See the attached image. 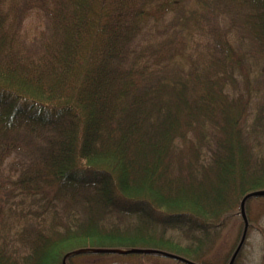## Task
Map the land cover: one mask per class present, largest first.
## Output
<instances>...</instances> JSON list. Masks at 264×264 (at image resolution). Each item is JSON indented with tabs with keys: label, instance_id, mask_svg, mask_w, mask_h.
Listing matches in <instances>:
<instances>
[{
	"label": "trees",
	"instance_id": "16d2710c",
	"mask_svg": "<svg viewBox=\"0 0 264 264\" xmlns=\"http://www.w3.org/2000/svg\"><path fill=\"white\" fill-rule=\"evenodd\" d=\"M4 1L0 264H62L68 252L100 247L150 251L90 250L66 263L82 254L186 264L155 252L162 250L210 264L205 255L223 229L238 221L242 233L240 202L249 193L247 232L257 224L264 105L250 116L249 98L232 92L246 52L226 29L200 25L208 17L187 7L190 0H35L44 25L27 42L19 35L23 8L5 10ZM224 1L264 53V0ZM168 12L189 30L182 28L185 53L173 70L162 67L179 53L164 48L173 39L143 38L150 19ZM15 193L32 205L17 209ZM115 213L132 220L122 226Z\"/></svg>",
	"mask_w": 264,
	"mask_h": 264
},
{
	"label": "rangeland",
	"instance_id": "374dc122",
	"mask_svg": "<svg viewBox=\"0 0 264 264\" xmlns=\"http://www.w3.org/2000/svg\"><path fill=\"white\" fill-rule=\"evenodd\" d=\"M26 1V7L21 4ZM32 1L35 0H5L4 9L7 10L12 6L18 8H23L24 15L22 17L21 26L19 28V35L25 41L29 42L39 34L41 28L44 25L43 9L39 7H34ZM196 8L199 6L200 12H203L208 20H200V25L206 28L211 21H214L219 25L222 30L226 29L227 36L229 39L236 44H243V48L240 51H245V63L242 73L238 78V82L235 87L232 88V92L235 94L242 95L245 98H249V115L252 116L253 113L258 109V107L264 105V53L256 45H252L248 38V32L243 28L241 13L237 12L235 9L226 6L224 0H190L187 7ZM174 12H168L164 20H158L151 18L147 24V33H144L143 38L147 36L154 37L152 41H165L169 37L173 39L169 45H165V49L170 46L171 52L178 51L179 53L175 56V60L170 62V60L162 62L163 68L175 69L182 63L181 53H185V47L182 48L181 44L187 38L185 35V22L183 20L173 19ZM9 18L13 19V14H9ZM185 26V30L182 28ZM193 24H190L192 27ZM192 34L194 38L203 40L201 36L192 29ZM225 32V31H224ZM156 42V44H159ZM143 44H147V39H143ZM12 157V156H11ZM11 159V158H10ZM10 160L5 165V169H9L12 164ZM23 196L15 193L11 200L17 205V209L26 207L31 204L30 199L23 198ZM23 201H25L23 203ZM251 212L258 219L257 224L252 226L246 233L245 240L240 248V257L238 264H263L264 255V205L260 203H253L251 206ZM113 220H116L122 226L127 224L132 220V217L126 216L124 214L115 213ZM11 222V221H10ZM9 222V223H10ZM7 223V222H6ZM240 223L238 221L230 224L225 230L218 241H216L215 247H213L207 255H205L206 262L210 264H228L230 258L233 254V250L238 244L241 233L239 229ZM241 226V225H240ZM242 227V226H241ZM165 237H169L172 240H179L180 237L175 234V232L168 231L164 233ZM239 251V250H238ZM97 256H85L79 254L74 256L70 260V264H172L170 260H164L160 258L153 257L155 260L147 259V262L143 263L139 258L134 257H110L96 258ZM152 260V261H151Z\"/></svg>",
	"mask_w": 264,
	"mask_h": 264
},
{
	"label": "water",
	"instance_id": "95a60500",
	"mask_svg": "<svg viewBox=\"0 0 264 264\" xmlns=\"http://www.w3.org/2000/svg\"><path fill=\"white\" fill-rule=\"evenodd\" d=\"M254 193H249L247 195H245L242 199H241V202H240V210H241V215H242V220H244V226H243V229H242V234L240 236V240H238V244L236 246V248L233 250V254L230 258V261L228 264H232L233 263V260L235 258V256L237 255V253L239 252L238 250H240L244 240H245V236H246V231H247V221L245 220V214H244V199H246L248 196H251L253 195ZM91 252H107V253H125V252H130V253H139V252H147V251H150V250H144V249H141V248H131L129 250H121V249H117V248H94V249H77V250H74V251H71V252H68L66 253L63 258H62V264H67L66 263V258L70 255H73V254H77V253H80V252H84V251H90ZM157 253H160L161 255H164V256H167V257H170V258H174L176 260H179L183 263H186V264H198V263H195L194 261L192 260H189L185 257H182L180 255H176V254H171L169 252H165V251H162V250H157L155 251Z\"/></svg>",
	"mask_w": 264,
	"mask_h": 264
}]
</instances>
